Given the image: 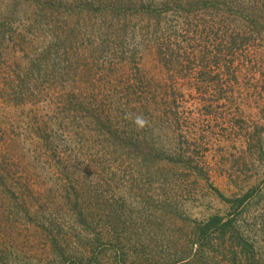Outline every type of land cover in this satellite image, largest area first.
Instances as JSON below:
<instances>
[{"label":"rangeland","instance_id":"1","mask_svg":"<svg viewBox=\"0 0 264 264\" xmlns=\"http://www.w3.org/2000/svg\"><path fill=\"white\" fill-rule=\"evenodd\" d=\"M0 264H264V0H0Z\"/></svg>","mask_w":264,"mask_h":264},{"label":"trees","instance_id":"2","mask_svg":"<svg viewBox=\"0 0 264 264\" xmlns=\"http://www.w3.org/2000/svg\"><path fill=\"white\" fill-rule=\"evenodd\" d=\"M68 35H66V39H67V41H68V43L69 42H72L73 41V36H75L76 35V33L75 32H73V31H71V30H68ZM164 116H168L167 114H165ZM164 116H162V118L164 117ZM43 119V118H42ZM37 124H40V123H37ZM48 129V128H47ZM44 132V131H43ZM48 134L49 133H45V135L44 136H47L48 138H49V136H48ZM50 135V134H49ZM232 225H233V222H232V220H230V221H227V222H225V223H222V218H219V217H214V218H212L211 220H210V222L207 224V226H205V231L203 232V234H206L207 233V231L208 230H210L211 228H215L216 229V232H218V233H220L221 234V236H223V237H225V235H227L228 234V230H230L231 228L230 227H232ZM234 237L237 239V241H238V243H237V246H242V242L240 241V239H239V237L238 236H236V235H234ZM245 246V247H244ZM244 249L246 250V252L248 253V252H250V251H252L253 250V246L252 245H249L248 243H246V244H244ZM250 250V251H249ZM245 252V251H244ZM232 257L233 258H236L235 256H237V254H236V251L233 249V251H232Z\"/></svg>","mask_w":264,"mask_h":264},{"label":"clouds","instance_id":"3","mask_svg":"<svg viewBox=\"0 0 264 264\" xmlns=\"http://www.w3.org/2000/svg\"><path fill=\"white\" fill-rule=\"evenodd\" d=\"M125 118L132 119L131 116H126ZM132 123L138 131L143 130L146 126H148V120L143 115H136L134 119H132Z\"/></svg>","mask_w":264,"mask_h":264}]
</instances>
